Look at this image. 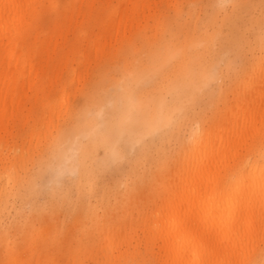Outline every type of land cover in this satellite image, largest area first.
<instances>
[{
	"label": "bare ground",
	"instance_id": "1",
	"mask_svg": "<svg viewBox=\"0 0 264 264\" xmlns=\"http://www.w3.org/2000/svg\"><path fill=\"white\" fill-rule=\"evenodd\" d=\"M165 1L0 0V221L37 156L39 163L54 157L56 170L74 173L79 192L87 183L90 194L86 161L100 164L101 147L108 164L166 126H175L178 140L164 161L138 160L123 188L113 178L95 202L82 203L73 218L78 249L55 246L57 232L40 223L49 247L40 251L42 237L31 247L28 233L20 249L2 237V264H264V26L253 42L262 53L244 65L236 105L192 118V103L218 77L211 53L220 6L211 28L198 19L169 21ZM151 19L164 34L149 40L142 66L126 56L110 80L105 60ZM31 93L45 111L37 112L30 141L7 149ZM141 189L147 193L138 198ZM90 236L95 244L85 243Z\"/></svg>",
	"mask_w": 264,
	"mask_h": 264
},
{
	"label": "rangeland",
	"instance_id": "2",
	"mask_svg": "<svg viewBox=\"0 0 264 264\" xmlns=\"http://www.w3.org/2000/svg\"><path fill=\"white\" fill-rule=\"evenodd\" d=\"M233 1L216 0L215 3H212L210 0H166L164 2L165 18L169 21L181 18L183 21L188 20L193 23L194 19H198V24L208 22L211 28L215 7L220 6L213 28L218 25L216 29L221 31L218 33V39L215 41L213 53H211L218 77L211 81L206 89L200 91L192 103L189 113L192 118H208L217 111L223 112L226 107L236 105L239 96L237 83L241 75L246 73L244 65L247 66L253 59H251L252 53H254V56L262 53L260 47L253 42L254 37L258 36V29L264 26V0H237L236 4ZM189 11H192V15L189 14ZM225 16L224 23H221L222 18ZM37 20L45 23V15H39ZM155 26V20L151 19L141 29L142 33L135 32L117 47V51L112 58L105 60L103 68L107 70L112 67V71L108 76L110 80H113L114 76H119L118 68L115 70L114 67L123 63L126 56V59L134 61L136 66H142L145 61V55L142 53L149 40L154 35L161 37L164 34L162 28L159 30ZM168 26L166 25L165 29ZM250 43L251 46H249ZM255 87H253V90L256 89ZM31 94L33 96H31L27 106L22 111L23 113L13 121V136L8 140L5 139L4 144L7 149L17 147L25 141L29 142L31 139L30 130L37 120L35 117L45 111V106L35 102L34 94ZM58 95H61V92L54 98ZM30 107L34 108L33 115L27 121L25 115ZM86 126H89V124ZM91 126H94V122L91 123ZM188 130V126L184 124L181 136ZM80 132L81 129L78 128V139L82 138ZM173 132L177 135L175 126L172 124L166 126L161 133L147 135L135 144L128 145L124 155L117 157L108 164L101 163L105 153V150L101 147L98 150L100 164L94 159L86 161L88 175L91 176L89 182L93 184L92 193L90 194L86 193L87 183L82 185V190L79 192L74 173L70 171L58 172L56 170L57 160L54 157L50 158L48 162L39 163L41 156H37L36 162L30 165V179L23 186L21 195L17 197L0 221V238L18 240L19 245L17 248L20 249L26 245L25 235L28 233L31 234V247L37 237H42L40 251L45 250L52 243V236L49 237L42 230L36 231L42 223L52 229V235L57 232L58 239L55 246L64 248L72 246L74 249H78L80 243L74 239L75 233L78 232V224L73 219L77 209L83 205V202H95L102 189L110 187L113 178L123 188L126 182L132 179L131 171H139L138 160L148 159L151 165L153 161L155 165L158 159L164 161L167 156L173 155L178 149V140L171 136ZM162 133L165 136L164 139H162ZM164 147L167 149L166 156L162 151ZM137 192L136 197L138 198L144 197V194L147 193L146 190L143 191L142 189ZM62 199H65V202ZM127 203L130 205V200ZM58 208L62 210L55 211ZM58 227L61 228L58 229ZM86 239L84 240L85 243L89 244H95L98 240L96 237L91 236ZM1 253L2 247L0 245V264L4 260ZM35 263L36 258L33 259V264ZM85 264L91 263L85 261Z\"/></svg>",
	"mask_w": 264,
	"mask_h": 264
}]
</instances>
